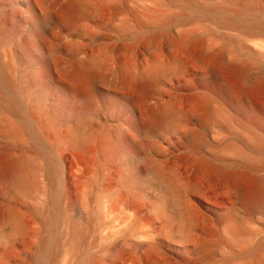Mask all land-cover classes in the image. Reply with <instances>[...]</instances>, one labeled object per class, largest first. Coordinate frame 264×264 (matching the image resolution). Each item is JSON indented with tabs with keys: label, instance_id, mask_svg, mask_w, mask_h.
Listing matches in <instances>:
<instances>
[{
	"label": "rangeland",
	"instance_id": "rangeland-1",
	"mask_svg": "<svg viewBox=\"0 0 264 264\" xmlns=\"http://www.w3.org/2000/svg\"><path fill=\"white\" fill-rule=\"evenodd\" d=\"M67 5L64 27L55 18ZM224 19L255 20L223 0H0V158L17 164L0 186V264H264V213L243 206L225 173L263 162L235 110L231 123L198 127L197 100H226L214 56L264 74V47L249 52ZM183 34L185 48L167 44ZM83 70L97 79L77 113L47 77ZM126 79L150 84L147 100L124 96ZM146 115L161 125L146 131ZM193 133L203 138L189 144Z\"/></svg>",
	"mask_w": 264,
	"mask_h": 264
},
{
	"label": "bare ground",
	"instance_id": "bare-ground-1",
	"mask_svg": "<svg viewBox=\"0 0 264 264\" xmlns=\"http://www.w3.org/2000/svg\"><path fill=\"white\" fill-rule=\"evenodd\" d=\"M227 7L237 14L249 12L254 21H246L243 23H235L231 20L224 19V25L231 27H239L242 29L241 39L248 44L247 50L251 53L258 52L264 47V19H259V16L264 15V6L260 0H223ZM76 13L75 7L67 5L59 8L56 16V22L61 26L67 25V19L74 17ZM264 17V16H263ZM155 40L150 39L148 44H152ZM177 43L181 48H185L188 43V36L183 34L177 38L169 37L167 44ZM153 45V44H152ZM29 49L37 47V43H28ZM198 52L204 55L206 45L202 41L195 43ZM43 50L45 49L42 47ZM56 48V47H54ZM53 48V49H54ZM212 67H210V77L213 81L212 87H215L220 98L225 97V101L221 100L223 106L219 109H211V101L206 97L197 100L196 109L198 111V127L202 130L209 131L216 120L231 123L232 119L225 117V109L235 110L237 118L235 122L241 126L244 132L248 135L251 141V149L249 152L254 153L261 158V165L254 164L253 167H247L244 170L233 169L226 173L228 184L236 188L242 194V204L247 209L259 210L264 213V74H253L251 66L247 63L236 64L234 57L231 60L226 59L224 55L213 57ZM55 67L59 66L58 61L53 63ZM53 66V67H54ZM224 73H233L235 78L232 84H228L222 78ZM48 85L52 89L61 90L65 94L66 102L71 104L75 112L80 113L82 108H87L93 100V89L95 87L96 75L91 71H74L62 74L60 81L54 84L49 81ZM120 87L126 93L124 96L129 97L128 91L135 94L138 101L147 100L151 85L149 84H134L126 79L120 83ZM252 96L261 97L263 103L259 106L253 105L250 102ZM134 100V96L127 100ZM211 100V99H210ZM142 125L146 127V131L156 129L161 125V121L150 115ZM146 123V124H145ZM13 132L17 133L16 130ZM202 139L201 134L193 133L188 136L187 142L194 144L197 140ZM206 143L204 140H202ZM201 143V142H200ZM16 161L11 157L3 156L0 158V186L9 184L12 180V174H15ZM205 164L200 165V169ZM54 171L57 174V168L54 165ZM201 171V170H200ZM70 212V208L68 209ZM75 224V235L70 251L76 249V241L81 236L83 223L79 219ZM235 237L240 236L236 229L230 230ZM75 241V242H74Z\"/></svg>",
	"mask_w": 264,
	"mask_h": 264
}]
</instances>
